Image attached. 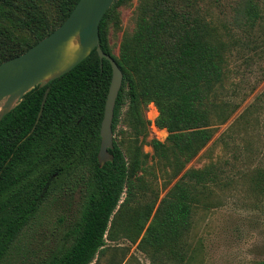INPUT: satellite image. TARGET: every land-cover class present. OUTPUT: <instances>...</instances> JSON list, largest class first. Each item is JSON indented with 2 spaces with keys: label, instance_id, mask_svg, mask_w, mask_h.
Listing matches in <instances>:
<instances>
[{
  "label": "trees",
  "instance_id": "trees-1",
  "mask_svg": "<svg viewBox=\"0 0 264 264\" xmlns=\"http://www.w3.org/2000/svg\"><path fill=\"white\" fill-rule=\"evenodd\" d=\"M76 1L0 0V62L52 31ZM129 2L113 0L98 23V46L121 71L110 128L113 133L122 121L134 141L142 140L148 124L143 110L152 102L154 124L167 136L149 144L174 176L235 106L221 97L229 62L262 54L264 0H136L132 29L121 35L114 55L108 30L117 28V7ZM110 75L108 61L92 50L65 73L33 86L0 118V261L42 202L71 179L81 192L76 215L56 252L39 264H90L112 215L118 224L128 219L130 241L139 238L136 246L152 260L180 262L186 255L192 206L209 198L211 185L227 183L223 168L186 169L156 205L131 208L136 173L145 170L139 145L125 155L113 139L110 160L99 166L96 158ZM248 180L261 187L264 170L252 171Z\"/></svg>",
  "mask_w": 264,
  "mask_h": 264
},
{
  "label": "rangeland",
  "instance_id": "rangeland-1",
  "mask_svg": "<svg viewBox=\"0 0 264 264\" xmlns=\"http://www.w3.org/2000/svg\"><path fill=\"white\" fill-rule=\"evenodd\" d=\"M135 5L136 0H130L129 4L117 7V28L110 27L107 35L114 55L121 35L132 29ZM221 97L235 105L230 115L216 126L206 144L174 176L172 168L162 166L149 144L152 138L164 142L167 136L165 128L154 124L157 110L152 102L143 110L148 124L142 140L137 136L134 141L132 131L122 121L112 133V140L120 143L125 155L133 151V145H139L140 152L145 154V170L142 174L138 171L134 180L131 208L152 201L156 205L186 169L198 170L209 164L223 168L222 180L227 183L211 185L209 198L192 206L183 260H152L136 246L139 238L130 241L133 228L128 219H121L118 224V218L112 215L103 235V245L90 264H248L264 259V185L257 187L248 180L252 171L264 170V50L259 57L246 62L232 58ZM71 180L42 202L0 264H39L56 252L76 215L74 208L81 194L76 179ZM123 197L124 193L120 200ZM132 214L128 213L129 219Z\"/></svg>",
  "mask_w": 264,
  "mask_h": 264
},
{
  "label": "water",
  "instance_id": "water-1",
  "mask_svg": "<svg viewBox=\"0 0 264 264\" xmlns=\"http://www.w3.org/2000/svg\"><path fill=\"white\" fill-rule=\"evenodd\" d=\"M113 0H77L64 20L23 52L0 62V118L33 86L44 85L65 73L95 50L99 60L106 59L111 75L99 125L96 158L99 166L111 155L110 128L112 108L121 83V71L114 60L98 46V23ZM48 87L42 94L37 118Z\"/></svg>",
  "mask_w": 264,
  "mask_h": 264
}]
</instances>
